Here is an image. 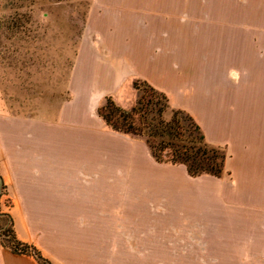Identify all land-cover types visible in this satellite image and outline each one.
I'll use <instances>...</instances> for the list:
<instances>
[{"label":"crops","instance_id":"crops-1","mask_svg":"<svg viewBox=\"0 0 264 264\" xmlns=\"http://www.w3.org/2000/svg\"><path fill=\"white\" fill-rule=\"evenodd\" d=\"M254 22L239 0H91L61 95L14 115L0 82V177L17 237L52 264H264V89L251 86L264 29ZM136 80L204 131L247 135L221 177L159 163L143 139L106 124V98L126 83L138 95ZM0 264L40 263L0 244Z\"/></svg>","mask_w":264,"mask_h":264},{"label":"rangeland","instance_id":"rangeland-1","mask_svg":"<svg viewBox=\"0 0 264 264\" xmlns=\"http://www.w3.org/2000/svg\"><path fill=\"white\" fill-rule=\"evenodd\" d=\"M90 3L91 0H0V82L5 112L30 113L36 109L39 96L63 93ZM239 13L254 17L256 29H264V0H239ZM238 72L244 80L243 71L238 69ZM255 72L251 85L253 95L257 88L264 89V70ZM143 82L133 83L139 89L138 95L126 83L111 98L128 110L132 109L137 96L134 106L142 95L147 102L151 92ZM172 115L169 109L164 119L169 121ZM203 132L210 144L226 151L227 160L231 157L230 146L239 143L240 137H247L210 129ZM138 138L146 142L145 138ZM13 202L8 187L4 188L0 182L1 234L10 226L4 214L9 213Z\"/></svg>","mask_w":264,"mask_h":264},{"label":"trees","instance_id":"trees-1","mask_svg":"<svg viewBox=\"0 0 264 264\" xmlns=\"http://www.w3.org/2000/svg\"><path fill=\"white\" fill-rule=\"evenodd\" d=\"M136 83L134 87L139 90ZM143 83L151 92L150 99L145 102V95H142L137 105L130 110L119 106L111 97L106 99L105 105L99 109L106 124L117 132L145 138L159 163L184 165L193 177L204 174L221 177L225 172L226 151L206 140L202 128L190 114L173 109L166 94L145 81ZM169 109L173 115L166 121L164 114ZM0 182L7 188L2 177ZM12 207L13 204L10 210ZM4 216H7L10 226L3 234L0 233V244L15 254L34 256L40 264H52L35 246L17 237L10 211Z\"/></svg>","mask_w":264,"mask_h":264}]
</instances>
